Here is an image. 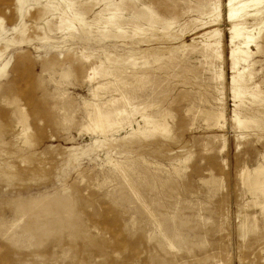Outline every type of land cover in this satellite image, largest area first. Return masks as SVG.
<instances>
[{"label": "rangeland", "instance_id": "374dc122", "mask_svg": "<svg viewBox=\"0 0 264 264\" xmlns=\"http://www.w3.org/2000/svg\"><path fill=\"white\" fill-rule=\"evenodd\" d=\"M258 8L0 0V264H264Z\"/></svg>", "mask_w": 264, "mask_h": 264}, {"label": "bare ground", "instance_id": "6f19581e", "mask_svg": "<svg viewBox=\"0 0 264 264\" xmlns=\"http://www.w3.org/2000/svg\"><path fill=\"white\" fill-rule=\"evenodd\" d=\"M264 2V0H227V6L229 8V19L230 20H237V19H241L245 16H249L250 15V9L253 8V12L254 14L251 16H259L262 14L261 10L258 8L262 3ZM112 5V4H111ZM218 6V5H217ZM71 9V8H70ZM218 11V9H217ZM77 18V17H76ZM219 18V17H218ZM217 20V19H216ZM3 20L0 19V22H2ZM260 29V28H259ZM255 30V29H254ZM254 30H249L247 27H245L244 25H241L239 23L234 24L232 29H231V33L233 34V40H238V44L234 46L232 52H231V60L233 61V71L235 73H237L233 78H232V82L234 84H236L238 82V80L241 78V72H239L237 70L238 65H240L241 62H245V59L242 58H246L249 55V51H250V46L252 43L255 42L256 40V36L254 34ZM258 31V30H257ZM261 32V29H260ZM259 32V34H260ZM212 34H214V36H219L220 32L218 30H215ZM213 36V37H214ZM218 39V38H217ZM216 39V40H217ZM211 41V40H210ZM221 44V41H216V43L214 44H209V47L214 48L213 46L219 48ZM207 49V48H206ZM211 49V48H210ZM218 53V52H217ZM109 72V71H107ZM105 72V73H107ZM66 73V72H65ZM243 73V72H242ZM107 76V75H105ZM233 85V84H232ZM116 87V86H115ZM107 88V87H106ZM100 88H97L96 90H99ZM95 90V91H96ZM118 90V89H117ZM116 92V91H115ZM236 93V94H235ZM234 94L237 96L239 95V92H235ZM124 98V97H123ZM113 100V99H112ZM117 100V99H116ZM120 100V99H119ZM118 101V100H117ZM108 102V101H107ZM115 102V101H114ZM110 103V102H109ZM113 103V102H112ZM101 104V103H99ZM128 104V103H127ZM103 105V103H102ZM101 105V107H102ZM109 106V104H108ZM100 106L99 105H92L93 108V112H94V116L92 117L93 119V124H94V129L97 130H103L105 132V128H104V122L102 120V113L100 111ZM112 107V106H111ZM115 107V106H113ZM108 108V107H105ZM127 108V107H126ZM104 109V108H103ZM120 109V108H119ZM107 110V109H105ZM117 110V109H116ZM140 111V110H139ZM115 113V112H114ZM125 111L121 110V111H117V115H122L124 114ZM89 114V113H88ZM91 115V114H90ZM115 115V114H114ZM125 115V114H124ZM116 116V115H115ZM113 117V116H112ZM121 117V116H120ZM150 118V117H149ZM219 120H223L225 118L224 113H220L219 115ZM115 119V118H114ZM90 121V120H88ZM145 121V118H144ZM236 121L239 125L243 124L242 121H240V119L238 117H236ZM109 122V121H108ZM146 124H151L152 122L150 120L147 119V121H145ZM109 124H111L109 122ZM115 124V123H114ZM118 124V123H117ZM223 125V124H222ZM110 126V125H109ZM88 127V126H87ZM108 127V126H107ZM223 127V126H222ZM92 130V129H91ZM109 130V129H108ZM107 132V131H106ZM115 133V132H114ZM13 212V211H12ZM17 214V213H16ZM15 224L16 223H20V221L22 220V218L19 216H15ZM15 224H13L12 226H15ZM16 227V226H15ZM12 230V229H11ZM9 234V233H8ZM6 236V235H5Z\"/></svg>", "mask_w": 264, "mask_h": 264}]
</instances>
